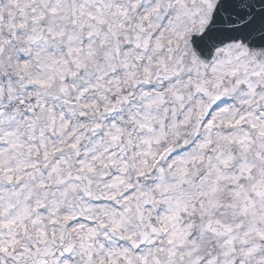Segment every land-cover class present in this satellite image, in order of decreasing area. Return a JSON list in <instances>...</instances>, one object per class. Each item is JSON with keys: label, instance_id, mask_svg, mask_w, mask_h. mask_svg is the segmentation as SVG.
<instances>
[{"label": "snow or ice", "instance_id": "1", "mask_svg": "<svg viewBox=\"0 0 264 264\" xmlns=\"http://www.w3.org/2000/svg\"><path fill=\"white\" fill-rule=\"evenodd\" d=\"M0 264H264V0H0Z\"/></svg>", "mask_w": 264, "mask_h": 264}]
</instances>
